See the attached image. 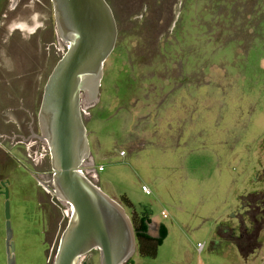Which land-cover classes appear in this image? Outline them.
<instances>
[{"label":"rangeland","instance_id":"rangeland-1","mask_svg":"<svg viewBox=\"0 0 264 264\" xmlns=\"http://www.w3.org/2000/svg\"><path fill=\"white\" fill-rule=\"evenodd\" d=\"M105 1L116 44L95 94L81 99L95 166L103 167L98 186L130 220L122 196L147 217L150 236L160 225L166 231L155 257L136 248L132 264H264V211L232 218L240 198L264 200V0ZM65 50L50 0H0V134L13 136L18 120L36 121ZM13 156L0 152L15 262L51 264L67 208L49 204L42 180ZM38 192L50 210L47 251L35 224ZM5 236L0 195V264H7ZM79 264H99L98 252Z\"/></svg>","mask_w":264,"mask_h":264},{"label":"water","instance_id":"water-1","mask_svg":"<svg viewBox=\"0 0 264 264\" xmlns=\"http://www.w3.org/2000/svg\"><path fill=\"white\" fill-rule=\"evenodd\" d=\"M50 2L66 50L45 82L37 118L55 195L69 212L51 264H79L92 251L98 252L99 264H127L136 251L133 225L125 209L88 177L96 169L81 114L82 97L95 94L114 50L115 19L105 0ZM7 184H1L6 256L7 264H16Z\"/></svg>","mask_w":264,"mask_h":264},{"label":"flooded vegetation","instance_id":"flooded-vegetation-1","mask_svg":"<svg viewBox=\"0 0 264 264\" xmlns=\"http://www.w3.org/2000/svg\"><path fill=\"white\" fill-rule=\"evenodd\" d=\"M13 11H15V7L12 10V13H10L11 16H9L8 12H7L8 14L5 15V17L7 18L6 21L11 20L10 17H12L13 14H15V12ZM6 115L8 116V114ZM37 115H38V112H37ZM37 115H36V121L35 119H32L31 117L28 119L29 121L24 120V119L22 121L18 120L15 125L16 131L14 133L11 132L13 136L8 137L7 133L5 134V136L0 134V138H2L5 143V144L3 143L0 144V152L6 157H12L13 154L11 153V151L12 150L15 151L18 156V158L13 156V158H15L14 159L15 163L16 164L20 163L23 169L25 170H32L35 177L42 180L43 184L38 182L39 184L38 187H41L40 189L42 193L46 194L45 196L47 197L49 204H54L57 207L56 203L54 202L57 199V197L55 195L54 187L52 183L53 173H52L50 161H49V151H48V147L46 143L40 137L41 132H40V126L38 123ZM35 122H36V125H35ZM5 170H6V166L5 167L0 166V195L3 196V198H4V195L2 193L4 189L1 187V184L2 183L5 184V182L8 181L7 187L9 190V177L5 175L6 174ZM91 173L92 172L88 173V176ZM39 194L40 192L36 193L33 196V204L35 208V213L37 215L35 219V224L37 225L38 234H40L41 236L43 245L47 247L46 249L47 251L50 249L49 245L46 243L47 234H50L51 232V230L49 229V225H48L50 221L49 219L50 210L44 209L42 205L39 203V201H37ZM58 202L62 204V202H60L59 200ZM64 207L67 208V211L62 214V219H65V217L68 218V215H69L68 207L67 206H64ZM59 226L60 224L58 225V229H59Z\"/></svg>","mask_w":264,"mask_h":264},{"label":"trees","instance_id":"trees-1","mask_svg":"<svg viewBox=\"0 0 264 264\" xmlns=\"http://www.w3.org/2000/svg\"><path fill=\"white\" fill-rule=\"evenodd\" d=\"M264 174V170L263 173ZM249 195V194H248ZM247 196H244L242 198H240V210L239 212L234 215L232 218L236 219L237 215H241L242 211H246L249 208L253 207V208H260V212L264 211V200L260 201H256L254 204H250L248 203V199H246ZM246 199V209H244L243 205L245 204V200ZM120 200L124 203V205H126V207H128L129 209H131L134 213H133V218L131 219L132 221V225H133V229H134V233H135V238H136V248L137 251L139 253V256L142 257H155L156 253H157V248L158 246L161 244L162 239L165 236V228L160 225L159 229H158V236L157 237H153L150 236L147 233V225H148V218L144 217L141 214H138L134 208V205L128 201V199L125 196H122L120 198ZM253 205V206H252ZM244 224L247 227V222L245 221ZM250 225V224H249ZM248 225V227H249ZM236 228L233 227L232 231L235 230ZM127 264H132V260L130 259L128 261Z\"/></svg>","mask_w":264,"mask_h":264},{"label":"crops","instance_id":"crops-1","mask_svg":"<svg viewBox=\"0 0 264 264\" xmlns=\"http://www.w3.org/2000/svg\"><path fill=\"white\" fill-rule=\"evenodd\" d=\"M7 110H8V109H5V113L7 112ZM5 116L8 117L7 115H5ZM0 130H2V127H1V126H0ZM1 135L5 136V133L3 132ZM88 141H89V140H88ZM1 143L5 144V143H4V140H3L2 138H0V144H1ZM89 147H90V144H89ZM90 153H91V149H90ZM91 155H92V157H93V159H94V163H95V162H96V161H95V160H96V159H95L96 157H95L92 153H91ZM97 168H98V165L95 166L96 171L93 172V174L95 175V180H96V181H93V182L98 186V183H99V174H98V173H99L100 171H97ZM102 168H103V167H102ZM102 170H103V169H102ZM98 187H99V186H98ZM142 187H143V186H142ZM142 187H141V188H142ZM141 191H142V190H141ZM142 193H143V192H142ZM143 194H144V193H143ZM145 195H146V194H145ZM148 220H149V219H148Z\"/></svg>","mask_w":264,"mask_h":264},{"label":"built area","instance_id":"built-area-1","mask_svg":"<svg viewBox=\"0 0 264 264\" xmlns=\"http://www.w3.org/2000/svg\"><path fill=\"white\" fill-rule=\"evenodd\" d=\"M119 155H120V156H123V155H124V152L121 151ZM102 169H103L102 166H99V167L97 168V171H102ZM141 190H142V192H143L144 194H146V195H149V194H150V190H149L147 187H145V186H143V187L141 188ZM199 248H202V246H200Z\"/></svg>","mask_w":264,"mask_h":264}]
</instances>
